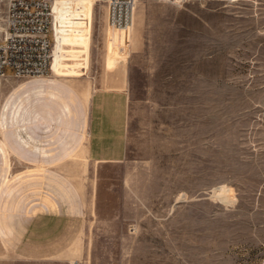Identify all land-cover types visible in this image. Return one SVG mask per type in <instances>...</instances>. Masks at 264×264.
Listing matches in <instances>:
<instances>
[{
  "label": "rangeland",
  "instance_id": "obj_1",
  "mask_svg": "<svg viewBox=\"0 0 264 264\" xmlns=\"http://www.w3.org/2000/svg\"><path fill=\"white\" fill-rule=\"evenodd\" d=\"M63 8L61 76L0 77V264H264V0Z\"/></svg>",
  "mask_w": 264,
  "mask_h": 264
},
{
  "label": "built area",
  "instance_id": "obj_2",
  "mask_svg": "<svg viewBox=\"0 0 264 264\" xmlns=\"http://www.w3.org/2000/svg\"><path fill=\"white\" fill-rule=\"evenodd\" d=\"M71 1L0 0V77L29 78L48 74L56 41L55 20L69 11L63 8L55 14L54 5ZM100 1L106 6L110 31L126 32L128 36L132 8L139 0H96ZM125 39L120 43L122 48Z\"/></svg>",
  "mask_w": 264,
  "mask_h": 264
},
{
  "label": "crops",
  "instance_id": "obj_3",
  "mask_svg": "<svg viewBox=\"0 0 264 264\" xmlns=\"http://www.w3.org/2000/svg\"><path fill=\"white\" fill-rule=\"evenodd\" d=\"M58 49V51H60V43L58 42L57 45H55ZM73 59V58H72ZM77 64H79V60L73 59ZM123 63L122 60H118V59H113L111 61V66L109 65L107 69H115L117 66H121ZM63 66H68V63H66V61L63 59V57L61 56V54L59 55L54 53V60H53V64L51 65V69L50 72L52 74V78L57 79L58 76H61L63 69L65 70V68ZM67 69V68H66ZM68 70V69H67ZM66 70V72H68ZM124 72V70H123ZM90 102V97L88 96L87 99V106L89 105ZM4 109H5V104L3 105ZM93 108V107H92ZM0 124L2 127V139H0V164L3 163V171L8 169V156H9V143H10V135H9V131H10V121L7 123V121L5 119H1L0 120ZM9 128V129H8ZM106 130H110V129H106L104 124H102V120L100 119H95L93 122V126L92 129L89 133V137L91 138V143H92V148L95 144L99 143V134L103 133ZM111 131V130H110ZM104 135V133H103ZM105 135H107L105 133ZM110 139L107 136H105V139ZM95 148V147H94ZM101 158V162H111L112 157L109 156H104V157H100ZM0 208L2 209L1 213H0V235L3 238H7L9 235L12 234L13 232V227L11 226V221H12V216L11 214H9L8 208H6V205L2 208V205L0 203ZM32 211V210H31ZM27 213V212H26Z\"/></svg>",
  "mask_w": 264,
  "mask_h": 264
},
{
  "label": "bare ground",
  "instance_id": "obj_4",
  "mask_svg": "<svg viewBox=\"0 0 264 264\" xmlns=\"http://www.w3.org/2000/svg\"><path fill=\"white\" fill-rule=\"evenodd\" d=\"M76 0H72L70 3H74ZM81 1V0H80ZM66 3V2H65ZM65 3H62V2H57L55 5H54V10H55V14L57 13L58 9L60 7H63L65 5ZM138 4V2H136L134 5H133V8H132V22H131V28H132V25H133V17H134V11H135V7L136 5ZM121 34H124L126 32H120ZM54 58V55H53V52H52V59H51V63H52V60ZM51 69V67H50Z\"/></svg>",
  "mask_w": 264,
  "mask_h": 264
}]
</instances>
